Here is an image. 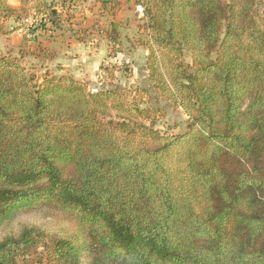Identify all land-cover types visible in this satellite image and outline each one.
<instances>
[{"label": "trees", "instance_id": "16d2710c", "mask_svg": "<svg viewBox=\"0 0 264 264\" xmlns=\"http://www.w3.org/2000/svg\"><path fill=\"white\" fill-rule=\"evenodd\" d=\"M9 1L0 0V34L32 0ZM140 2L148 76L187 115L186 130L160 133L153 110L118 87L91 91L48 72L39 81L0 56V229L36 213L75 228L64 236L20 221L0 236V264L40 247L48 264H82V252L85 264H264L258 2Z\"/></svg>", "mask_w": 264, "mask_h": 264}, {"label": "rangeland", "instance_id": "374dc122", "mask_svg": "<svg viewBox=\"0 0 264 264\" xmlns=\"http://www.w3.org/2000/svg\"><path fill=\"white\" fill-rule=\"evenodd\" d=\"M140 1L32 0L26 6L29 13L26 19L4 20L5 30H15L0 34V56L18 57L26 71L39 81L48 72L69 75L91 91L118 87L126 93L128 101L153 110L154 126L160 133L181 134L186 130L187 115L162 97L148 76L149 52L143 45L146 39L144 14L140 17L136 12ZM257 2L264 29V0ZM9 3L19 5L14 0ZM23 35L26 44L20 51ZM36 47L53 52V58H36L31 54ZM181 59L192 70L191 53L184 49ZM20 221L41 226L51 234L65 236L75 231L69 222L36 213L20 216L10 227L4 226L0 236ZM42 252L40 247L37 254L27 256L19 264H48ZM81 254L82 264H85L87 257L84 252Z\"/></svg>", "mask_w": 264, "mask_h": 264}, {"label": "built area", "instance_id": "2783aa9c", "mask_svg": "<svg viewBox=\"0 0 264 264\" xmlns=\"http://www.w3.org/2000/svg\"><path fill=\"white\" fill-rule=\"evenodd\" d=\"M136 12L140 15V17L143 16L144 11L141 4L136 5Z\"/></svg>", "mask_w": 264, "mask_h": 264}, {"label": "crops", "instance_id": "0c3cea01", "mask_svg": "<svg viewBox=\"0 0 264 264\" xmlns=\"http://www.w3.org/2000/svg\"><path fill=\"white\" fill-rule=\"evenodd\" d=\"M16 31H18V32H19V29H18V30H16ZM16 31H15V32H16ZM15 32H14V33H15Z\"/></svg>", "mask_w": 264, "mask_h": 264}]
</instances>
